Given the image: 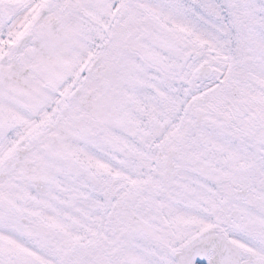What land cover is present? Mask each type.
<instances>
[{
  "label": "snow or ice",
  "instance_id": "6c2138e0",
  "mask_svg": "<svg viewBox=\"0 0 264 264\" xmlns=\"http://www.w3.org/2000/svg\"><path fill=\"white\" fill-rule=\"evenodd\" d=\"M0 264H264V0H0Z\"/></svg>",
  "mask_w": 264,
  "mask_h": 264
}]
</instances>
